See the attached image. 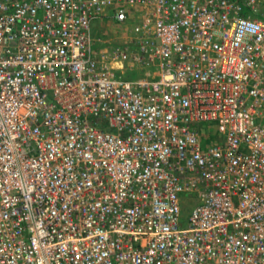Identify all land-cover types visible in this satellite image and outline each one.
<instances>
[{
  "label": "built area",
  "instance_id": "1",
  "mask_svg": "<svg viewBox=\"0 0 264 264\" xmlns=\"http://www.w3.org/2000/svg\"><path fill=\"white\" fill-rule=\"evenodd\" d=\"M0 264H264V0H0Z\"/></svg>",
  "mask_w": 264,
  "mask_h": 264
},
{
  "label": "rangeland",
  "instance_id": "2",
  "mask_svg": "<svg viewBox=\"0 0 264 264\" xmlns=\"http://www.w3.org/2000/svg\"><path fill=\"white\" fill-rule=\"evenodd\" d=\"M128 25H120L117 21L114 22L110 18L107 19H97L94 21L92 28L96 35L103 39H107L112 43L123 41L125 39V34H127L125 28ZM137 75H140L138 73ZM128 78H133L136 76V73H128L126 75ZM211 129L216 130L217 123H210ZM190 215V205L185 208V212L183 214L182 226L187 225L188 217Z\"/></svg>",
  "mask_w": 264,
  "mask_h": 264
}]
</instances>
